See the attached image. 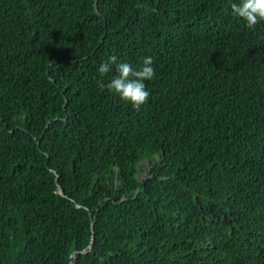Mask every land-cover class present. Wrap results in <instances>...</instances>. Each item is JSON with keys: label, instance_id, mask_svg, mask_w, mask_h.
<instances>
[{"label": "trees", "instance_id": "obj_1", "mask_svg": "<svg viewBox=\"0 0 264 264\" xmlns=\"http://www.w3.org/2000/svg\"><path fill=\"white\" fill-rule=\"evenodd\" d=\"M229 7L0 0V264H264V25ZM112 54L155 58L139 111Z\"/></svg>", "mask_w": 264, "mask_h": 264}, {"label": "clouds", "instance_id": "obj_2", "mask_svg": "<svg viewBox=\"0 0 264 264\" xmlns=\"http://www.w3.org/2000/svg\"><path fill=\"white\" fill-rule=\"evenodd\" d=\"M229 11L232 17L243 21L248 29L255 30L258 25H264V0H230ZM97 71L101 77L114 73L107 82L99 80L101 89L115 93L137 111L148 103L152 95L149 82L156 77L153 56H144L141 63L135 64L112 54L99 64Z\"/></svg>", "mask_w": 264, "mask_h": 264}, {"label": "rangeland", "instance_id": "obj_3", "mask_svg": "<svg viewBox=\"0 0 264 264\" xmlns=\"http://www.w3.org/2000/svg\"><path fill=\"white\" fill-rule=\"evenodd\" d=\"M149 166V164L148 163H146L145 164V170H143L142 172H141V177H145L146 176V174H147V167Z\"/></svg>", "mask_w": 264, "mask_h": 264}, {"label": "water", "instance_id": "obj_4", "mask_svg": "<svg viewBox=\"0 0 264 264\" xmlns=\"http://www.w3.org/2000/svg\"><path fill=\"white\" fill-rule=\"evenodd\" d=\"M62 191V190H61Z\"/></svg>", "mask_w": 264, "mask_h": 264}]
</instances>
